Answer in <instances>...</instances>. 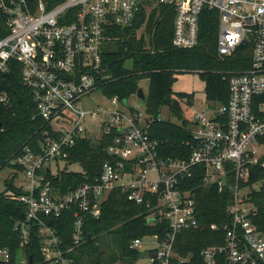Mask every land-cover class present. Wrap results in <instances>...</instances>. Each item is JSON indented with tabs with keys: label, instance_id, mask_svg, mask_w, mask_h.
Returning a JSON list of instances; mask_svg holds the SVG:
<instances>
[{
	"label": "built area",
	"instance_id": "obj_1",
	"mask_svg": "<svg viewBox=\"0 0 264 264\" xmlns=\"http://www.w3.org/2000/svg\"><path fill=\"white\" fill-rule=\"evenodd\" d=\"M159 4L175 11V47L191 49L199 44L201 14L208 8L219 13V54L233 55L245 40L243 50L252 54L247 68L224 72L229 76L226 103L211 101V109H194L188 119L187 158L161 155V142L150 135L152 119L138 102L124 104L119 97H110L117 104L114 111L81 105L83 98L111 79L98 77L109 28L132 26L141 11L149 15ZM0 9L4 16L0 117L12 104L3 84L14 66L21 69L36 105L35 116L43 121L42 138L35 145L23 143L0 166V172L9 171L0 193L27 206L25 219L15 225L21 232L17 264H33L24 251L33 227L41 240L43 264H74L70 253L84 241L87 217L101 215L102 203L114 189L145 203L153 222L160 218L169 225L165 236L146 235L131 242V248L143 252L137 264L264 263V234L253 221L257 206L252 200L261 181L250 183L257 178L256 169H264V0H58L52 7L45 0L37 4L0 0ZM87 119L99 121L97 133ZM4 130L0 119V131ZM84 138L97 142L110 138L105 147L110 159L92 181L64 192L48 174L57 177L66 171L60 163L72 164L71 153ZM197 177L219 192L231 191L227 207L231 224L211 225L225 231V241L206 246L199 258L176 249L183 232L200 226L195 189L189 185ZM67 211L73 214V243L65 248L49 220L60 219ZM11 256L9 248H0L2 262L8 263Z\"/></svg>",
	"mask_w": 264,
	"mask_h": 264
},
{
	"label": "trees",
	"instance_id": "obj_2",
	"mask_svg": "<svg viewBox=\"0 0 264 264\" xmlns=\"http://www.w3.org/2000/svg\"><path fill=\"white\" fill-rule=\"evenodd\" d=\"M29 1L37 4L39 0ZM45 1L52 7L58 0ZM3 17L0 9V28ZM174 18L173 7L159 4L149 15L141 11L132 26L110 27L107 32L110 39L102 47L103 63L98 77L102 79L110 76L111 79L100 88L106 96H117L121 100L136 96L141 80L148 79L146 113L152 119L149 124L150 135L161 142L159 149L163 157L187 158L191 152V146L186 144L191 139L189 120L183 119L180 125L160 119V110L165 105H169L177 116L182 118V112L173 105L175 99L192 102L193 94L176 93L173 90L177 74L199 72L206 83L207 100L226 103L229 96V76L224 72L247 68L251 63L252 54L249 49H237L231 56L219 54V13L208 8L201 14L199 44L191 49L175 47L172 43ZM144 24L148 39L144 33L139 34ZM3 86L9 92L12 104L4 109L0 117L5 126V130L0 131V166L23 143L35 145L38 139L42 138L40 127L43 124V121L35 116L36 105L31 90L23 83L19 67H11ZM110 143V138L103 142H95L90 138L78 140L69 160L71 163L81 164L83 171L66 170L57 177L48 174L53 185L66 192L70 188L92 181L99 174L101 164L110 159L105 150ZM256 171L257 178H252L250 183L258 180L261 183L252 191V200L257 206L253 221L264 234V169ZM191 181L189 185L195 189L200 226L183 232L179 236L176 249L181 255L193 253L199 258L206 246L223 244L225 241V231L212 229L211 225L217 223L222 227L231 224V215L227 211L231 191L219 192L215 186L204 184L199 177ZM12 182L8 181V185L17 191ZM26 209L24 203L8 199L0 193V248H9L12 254L8 263L0 260V264H17L21 232L15 230V225L25 219ZM150 220L145 203H136L129 198L128 193L114 189L102 203L101 215L98 218L87 217L84 241L70 253L74 264H113L118 261L116 255L109 260L106 257L107 251L99 241V237L105 233L114 234L119 238L120 258L123 263L137 264L143 252L131 248V242L146 235L165 236L169 230L167 221L160 218L155 222ZM49 224L58 230L63 246L70 247L73 243V214L67 211L60 219L49 220ZM24 251L28 257H32L33 264H43L41 240L36 227H33L30 242Z\"/></svg>",
	"mask_w": 264,
	"mask_h": 264
},
{
	"label": "rangeland",
	"instance_id": "obj_3",
	"mask_svg": "<svg viewBox=\"0 0 264 264\" xmlns=\"http://www.w3.org/2000/svg\"><path fill=\"white\" fill-rule=\"evenodd\" d=\"M145 24L139 30V34L141 35L144 33L146 38L148 39L149 35L146 34ZM127 66L129 67L130 63H128ZM140 87L144 90L146 94V98L139 99L137 98V96H132L130 98L125 99L124 104L133 105L138 102L140 110L144 112L147 106L149 80L148 79L141 80ZM205 87H206L205 80L202 78L199 72L191 71V72H182L177 74V81L173 86V90L176 93L186 92L189 94H193L192 102L189 103L186 100L180 101V104L183 108L182 118L178 117L175 111L169 105L163 106L160 110L161 118L165 121H169L171 123L181 125L183 119L192 118L194 109H201L204 107L208 109L213 108L214 103L208 101L206 98ZM81 105L85 109L97 110L98 108H104L107 111H114L116 109L117 104L111 103L110 97L106 96L103 93L102 88H99L88 94L85 98H83L81 100ZM87 125L93 128L96 131V133L97 130H99V121L92 122L91 120L87 119ZM94 139H95L94 141L96 142L97 138ZM60 167L62 169L66 168L68 171H75V172H81L83 170V167L79 163H72L69 165L60 163ZM54 169H56V166H54ZM8 174L9 171L7 169L0 172V192L4 191L6 188L4 180L6 179ZM99 241L101 244H103V246L107 251L106 257L108 260L112 256L116 255L118 256V261L114 262L113 264H125L122 262L123 260L120 258V241L117 236H115L114 234L105 233L99 237Z\"/></svg>",
	"mask_w": 264,
	"mask_h": 264
},
{
	"label": "water",
	"instance_id": "obj_4",
	"mask_svg": "<svg viewBox=\"0 0 264 264\" xmlns=\"http://www.w3.org/2000/svg\"><path fill=\"white\" fill-rule=\"evenodd\" d=\"M246 45H247V40H245L242 44H241V49H245L246 48ZM137 95H138V98H140V99H144V98H146V94H145V92H144V90L140 87L139 89H138V92H137ZM173 105H174V107L178 110V111H180V112H183V108H182V106H181V104H180V101L178 100V99H175L174 101H173ZM253 174V173H252ZM150 221H152V220H150ZM89 239H90V236H89ZM32 258V257H31Z\"/></svg>",
	"mask_w": 264,
	"mask_h": 264
}]
</instances>
